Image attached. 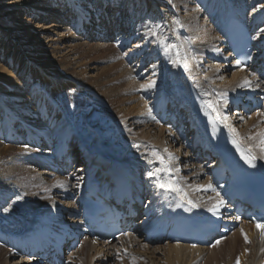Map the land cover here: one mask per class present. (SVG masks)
Returning a JSON list of instances; mask_svg holds the SVG:
<instances>
[{
    "label": "bare ground",
    "instance_id": "obj_1",
    "mask_svg": "<svg viewBox=\"0 0 264 264\" xmlns=\"http://www.w3.org/2000/svg\"><path fill=\"white\" fill-rule=\"evenodd\" d=\"M4 4L13 13L34 18L21 19L34 51L25 52L20 39L3 29L10 38L6 42L0 34V264H53V258L61 264H129L128 257L135 264H237V258L239 264H264L259 229L227 216L222 194L226 185L218 189L214 184L220 168L218 164L205 168L192 143L203 141L199 102L208 101L226 118H218L211 109L221 127L264 167L259 135L264 132V103L253 107L248 117L229 112V105L246 95L264 100L263 74L231 61L224 32L228 20L244 21L254 32L253 61L263 60L264 0H7ZM117 34L121 52L117 63H110L109 57L104 61L113 50L102 44ZM167 45L178 48L165 52ZM177 51L187 70L173 63ZM151 81L154 87H141ZM88 87L106 107L97 116L96 129L80 136L69 127L72 131L65 137L61 133L54 138L57 119L66 117L62 107H54L58 92ZM38 112L45 120L33 122ZM174 122L184 128L183 135L172 127ZM23 129L40 137L18 133ZM10 132H17L19 142H27L19 147L22 150H42L43 143L64 138L50 148L54 150L47 157L50 161L47 150L44 156L25 155L23 163L12 155L19 148L1 144ZM154 151L163 164L152 156ZM74 154L78 159L73 160ZM157 168L163 169L160 182L170 180L179 192L160 188L157 177H148ZM93 183L105 189L117 183L131 185L137 192L143 215L134 233L109 245L84 235L80 196ZM221 199L225 205L213 215L208 209ZM188 201L202 215L235 225L232 232L211 248L159 240L168 206L192 207ZM75 239L77 248L64 251L65 244ZM37 248L46 256L37 255Z\"/></svg>",
    "mask_w": 264,
    "mask_h": 264
},
{
    "label": "rangeland",
    "instance_id": "obj_2",
    "mask_svg": "<svg viewBox=\"0 0 264 264\" xmlns=\"http://www.w3.org/2000/svg\"><path fill=\"white\" fill-rule=\"evenodd\" d=\"M6 1L7 0H0V34L3 35V38L2 39L4 41L8 42V40H9L10 37L8 36V34H5L6 36H4V34H3L4 33V30L3 29H5V28L10 29L11 31H9V32L10 33L13 32L12 34H13L14 38H19L20 39V41H21L20 43L24 47V51L25 52H27L29 50L30 51L31 50L34 51L32 39L25 32V29L23 28V24L25 22L23 23V21H21V19L23 17L26 18V19H29L31 21H33L32 19H34V18H31V17L28 18L27 16L26 17L23 16V14L13 13L14 10L9 9L7 7H4V5H5L4 3H6ZM89 16L91 17V15H89ZM68 17H69V15H68ZM68 17L65 16L64 19H67ZM69 21L70 20H68V22ZM45 23H46V26L49 25L48 21H46ZM60 26H62L61 23H60ZM66 27H69V25H66ZM118 37H119V34H117L114 37L113 40L109 41L108 44H102V45H105V46L108 45L113 50V51L110 50L111 52L109 51V53L107 55V58L106 59H103L104 61L107 60L108 57H109L108 61L110 60L109 61L110 63H114L113 60H115V62L117 61L116 58L119 56V54H121L120 49L118 47L120 45L117 42ZM79 42H83L84 43L85 41L84 40H79ZM116 42H117V44H116ZM58 94L59 95H58V98H57V102L60 101L61 104L56 102L57 105H55L54 107H57V106L58 107H62L64 109L63 111H65V113H66V117L67 118L65 117V119H64V117L62 116L61 118L59 117L61 120L60 119H57L58 122H57V124L55 126V128H57V130H56V137L53 136L54 138L58 139L57 137L61 136L62 134H64L63 136L65 137V134L67 132H70V130H71V129H68L69 127H71L72 130L77 135H80V136L83 135L85 132H87L89 129H92V128L96 129V127H97V120H98V117L97 116L101 115V113L104 114L106 112L105 103L96 95V91H94L93 89L92 90L90 89V90H80V91H77V90H73L72 88H61L60 91L58 92ZM53 115H54V113H53ZM37 116H35L33 118V120H32L33 122H42L43 120H45V115L44 114H40L38 112ZM56 116H57V114H56ZM75 117H76V119H75ZM27 131H28V129H26V130L23 129L21 131L18 130V133L19 132L21 134L24 133V136L26 137V134L32 133V131H30V132H27ZM34 136L35 137L36 136H39L40 137V135H34ZM63 136L61 137V140L59 142H48L47 144H44L43 143L42 150H41V148H36V147H32L33 149H28V150H24L23 149L24 151L22 149H20L19 147H23V145L25 146V143L27 145V142H25V140L19 142L18 138L20 136L17 135V132L12 133V134L10 132L9 133V137H8V141L3 142L1 144L3 146H6V147L7 146L10 147V148L12 147V149L14 147H16L17 149L19 148L20 150H14V151H12V155L15 154L14 156L17 157V158L19 157V161H21V162L24 163V160L23 159H28V157L30 155L31 156H35V157L44 156V152H47V150H49V152L46 153V158L49 156L48 158L50 159L52 157L51 153L54 151V150L50 151V148L53 146V144L54 145L55 144L58 145V143H61L63 141V138H64ZM25 137H23V139ZM23 142H24V144H23ZM57 149H55V154H56V150ZM25 155L28 156V157H26ZM53 156L57 158L56 155H53ZM21 158H22V160H21ZM48 158H47V160L50 161ZM75 159H78L76 157V154H74V156H73V160H75ZM56 164H57V161H56L55 164L53 163L51 165L52 166L53 165L56 166ZM19 184L23 186L26 183L20 182ZM8 187H10V185H8ZM11 188H12V186H11ZM29 188L32 189L33 187L30 186ZM54 199H57V197L54 196ZM27 224L28 223L26 221H24V225L23 226H25ZM23 230L24 229H21L19 231L22 233ZM126 259H127V261H128L129 264H135V262H131V261L128 260L129 257L126 258ZM145 264H148V262H146Z\"/></svg>",
    "mask_w": 264,
    "mask_h": 264
},
{
    "label": "snow or ice",
    "instance_id": "obj_3",
    "mask_svg": "<svg viewBox=\"0 0 264 264\" xmlns=\"http://www.w3.org/2000/svg\"><path fill=\"white\" fill-rule=\"evenodd\" d=\"M174 23H179V21H174ZM260 33H264V28H261L260 29ZM152 34L153 35H156L155 32H153ZM160 43L163 44L164 43V40L161 39L160 40ZM177 48H178L177 45H167L164 48V51L165 52H168V51H170L172 49H177ZM176 55H177V59L174 60L173 63L175 65H177V66H182V67L185 68V70H187V63H186V61L184 63H181V59L179 58V52L178 51H177ZM236 63L237 64H240L241 62L238 60V61H236ZM248 83H249L248 81H245V85H247ZM154 86H155V81H151V82H149L146 85H141L142 88H152ZM203 104L206 105L208 108L212 109V111L216 112L218 118H223V117H221V113H220L219 109L215 105H213L211 102L205 101V102H203ZM149 111H151V110H149ZM223 119H226V118H223ZM230 131L235 134V129L230 128ZM259 135H260V138H261V144L264 145V132L260 133ZM232 142L237 147V150L240 151L239 145H238L237 141L234 139ZM152 156L155 157L156 159H159L161 161V163L163 164V159L159 156L158 153H156L154 151L152 153ZM241 158L250 167H253L254 168L256 166L255 165L256 157L253 156V155H251L250 153H247L246 154L244 152H241ZM148 162L149 163H152V160H149ZM161 171H163V169L157 168V169H155L153 171H149L147 173V175H148L149 178H152L154 176L157 177L158 186L160 188H164V189H167V190L179 192V188L175 187L170 180L169 181H165V182H160L159 173ZM207 187L209 189H212L211 184H209ZM212 190L215 191V189H212ZM16 199L17 200H20V199H22V197L21 196H17ZM188 203H190L192 205V207H197V205L195 203H192L191 201H188ZM224 205H225L224 200H222V199L221 200H218L215 205H213L211 208L208 209V211L212 212L213 215H216L218 213L219 209L222 208V207H224ZM3 210L5 212H7L9 209L8 208H4ZM237 219H239V217H237ZM257 228L260 229L261 239L264 240V224H257ZM241 234L244 236L245 243H248L249 242L248 236L246 234H244L243 231H242ZM219 243H220V241L217 240L216 241V244H219ZM261 251H264V249H261ZM237 264H239V258H237Z\"/></svg>",
    "mask_w": 264,
    "mask_h": 264
}]
</instances>
